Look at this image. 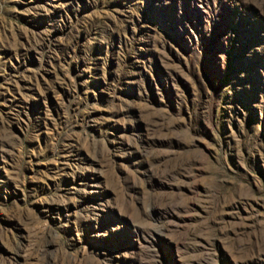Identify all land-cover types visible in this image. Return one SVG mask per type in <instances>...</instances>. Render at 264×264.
I'll use <instances>...</instances> for the list:
<instances>
[{"label":"rangeland","instance_id":"374dc122","mask_svg":"<svg viewBox=\"0 0 264 264\" xmlns=\"http://www.w3.org/2000/svg\"><path fill=\"white\" fill-rule=\"evenodd\" d=\"M0 264H264V0H0Z\"/></svg>","mask_w":264,"mask_h":264}]
</instances>
